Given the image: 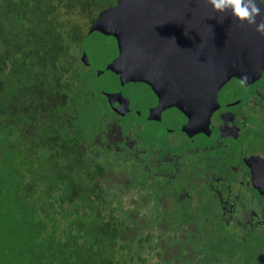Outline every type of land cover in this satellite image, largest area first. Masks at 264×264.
Returning a JSON list of instances; mask_svg holds the SVG:
<instances>
[{"label":"flooded vegetation","instance_id":"1","mask_svg":"<svg viewBox=\"0 0 264 264\" xmlns=\"http://www.w3.org/2000/svg\"><path fill=\"white\" fill-rule=\"evenodd\" d=\"M96 1L93 12L82 18L90 20L87 33L111 42L107 62L95 69L84 46L75 55L96 77L109 72L117 84L105 89L96 78L90 85L77 132L81 140L102 147V156L112 163L113 194L135 187L141 197H156L153 216L160 210L166 218L153 219L150 233L164 246L157 258L166 264H264V63L234 64L226 58L223 67H212L204 58L214 60L205 52L213 44L205 35L198 44V35L232 27L206 17L193 28L196 53L181 54L184 0H148L140 7L147 28L133 34L142 33L130 60L123 62L138 64L135 74L129 72L135 78L121 77L107 67L119 55L117 37L89 30L98 13L119 0ZM143 49L157 54L149 55L141 78ZM164 50L179 60L175 69L166 68ZM190 55L194 59L184 60ZM126 172L131 177H123ZM223 225L225 235L214 243L215 227Z\"/></svg>","mask_w":264,"mask_h":264},{"label":"trees","instance_id":"2","mask_svg":"<svg viewBox=\"0 0 264 264\" xmlns=\"http://www.w3.org/2000/svg\"><path fill=\"white\" fill-rule=\"evenodd\" d=\"M97 2L0 0V264H156L134 212L101 211L112 163L77 132L97 78L78 18Z\"/></svg>","mask_w":264,"mask_h":264},{"label":"water","instance_id":"3","mask_svg":"<svg viewBox=\"0 0 264 264\" xmlns=\"http://www.w3.org/2000/svg\"><path fill=\"white\" fill-rule=\"evenodd\" d=\"M149 2L148 0H119L115 5L102 9L89 27L90 31L96 29L105 33H111L117 37L120 52L114 60L107 64V67L114 70L115 72L120 73L121 77L131 76L132 78H135V76L132 74L137 72L135 69L138 67V64L132 63L131 65H124L123 62H128L130 60L128 54L136 44H139L138 36L142 33L139 35L133 34L138 31H145L147 28L144 15L145 8L140 7L144 4L147 5ZM183 3V28L185 31L183 30L178 34V39L179 43H181V38H183L184 41L182 43H185V49L181 51V54L187 52L193 54L195 52V47H197V44L194 45V40L197 38V34L193 28L197 26L196 23L198 20L203 17H206L207 19L210 18L211 20H219L221 14L213 12L211 4L206 3L205 0H184ZM261 9L262 15H264V5H261ZM200 14H204V16H201ZM256 19L257 22H259L261 17L258 16ZM119 23L121 28H119ZM223 23H226V27H229V29L231 23L232 28L229 32L223 31L222 33L209 35H206L208 33H199L198 44L201 43L203 35H205L207 38H210V42L207 41V44H213V46L208 47L205 52H209L210 55H212V59L214 60L211 61L208 56L205 57L204 60L206 62H210L212 67H223L222 65L224 64L226 58H230L234 64L237 62L238 64H251L254 61H259L260 65L262 66L264 63V36L256 31V26L251 25L242 28L238 26V22L234 21L230 15L225 16ZM118 29L124 31L125 33H118ZM192 30L194 33L188 34L187 31ZM141 43L144 44L143 41H141ZM142 51V73L138 72L139 75H141V78L145 77L143 72L145 67H148L147 62L150 60L149 55L154 54V52L157 54L156 50L153 51L151 49H143ZM164 51L165 54H168L167 56H163V58L167 60L168 65H165L166 68L169 66L170 69H175L177 63H179V60H177L175 54L170 55L169 50ZM133 53L137 56L140 54V51H133ZM214 54L215 57H213ZM192 59H194L192 55H190L189 58H184V60ZM148 79L149 77L146 80ZM112 94L113 93H109V96H112Z\"/></svg>","mask_w":264,"mask_h":264},{"label":"rangeland","instance_id":"4","mask_svg":"<svg viewBox=\"0 0 264 264\" xmlns=\"http://www.w3.org/2000/svg\"><path fill=\"white\" fill-rule=\"evenodd\" d=\"M86 20V18L80 19V26L83 30H87L88 23L86 22ZM83 44L84 48H86L89 54V60L93 64V67L97 70L103 68L105 63L107 62V57L105 55L110 54L109 51L112 48L109 39L104 38L103 36L98 35L97 33H89L85 35L83 39ZM76 52L78 53L77 49ZM113 79L114 77H112L111 73L109 72H105L97 76L98 84L100 85V87L105 89L116 87L117 83L112 82ZM129 165L130 164H127L121 167L122 169H126ZM125 176L131 177V174H128L126 172L123 177ZM132 183H134L133 179ZM112 184L113 183L111 181L101 183V187L104 194V204L100 206L101 211L105 213L107 205H114L116 202H119L123 209H129V206L132 207L134 211H128V213L130 215L133 214L132 217L134 218L135 222L138 223L137 225H139L140 228L138 232L142 233V235L146 237L148 235V239L146 238V241L144 242V244H142V255L146 260L144 263H150L152 261H155L156 264H166V261L157 258V255L160 253L161 249L164 248V246L157 245L155 237H153L150 233V231L154 229L152 228V223H154V200L156 197H141L137 194L135 187L130 188V190H127V192L123 194L114 195L113 192L117 191V189L113 188ZM116 198L118 199V201ZM131 212L134 213L131 214ZM225 228V225L221 227H215V229H218V234L213 238L214 243L217 241L216 243L218 244L220 239L225 235ZM123 240L124 239L119 238L117 240V244ZM121 250L125 251V249ZM254 263L255 262H253V264Z\"/></svg>","mask_w":264,"mask_h":264},{"label":"clouds","instance_id":"5","mask_svg":"<svg viewBox=\"0 0 264 264\" xmlns=\"http://www.w3.org/2000/svg\"><path fill=\"white\" fill-rule=\"evenodd\" d=\"M211 4L215 13H220L219 21L222 22L225 16L230 15L238 26H256V31L264 36V15H262L261 5L264 0H205ZM261 19L257 22V17ZM174 40V39H173ZM247 77L242 78L241 83L246 81Z\"/></svg>","mask_w":264,"mask_h":264}]
</instances>
